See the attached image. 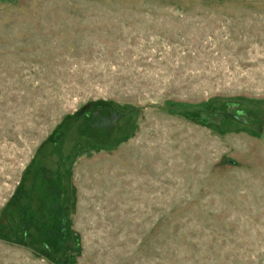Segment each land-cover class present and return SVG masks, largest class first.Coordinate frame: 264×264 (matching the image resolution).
Returning <instances> with one entry per match:
<instances>
[{
	"label": "rangeland",
	"instance_id": "374dc122",
	"mask_svg": "<svg viewBox=\"0 0 264 264\" xmlns=\"http://www.w3.org/2000/svg\"><path fill=\"white\" fill-rule=\"evenodd\" d=\"M0 264H264V0H0Z\"/></svg>",
	"mask_w": 264,
	"mask_h": 264
}]
</instances>
